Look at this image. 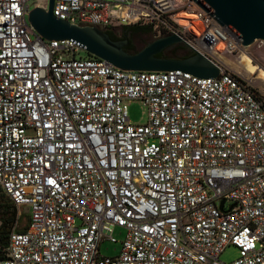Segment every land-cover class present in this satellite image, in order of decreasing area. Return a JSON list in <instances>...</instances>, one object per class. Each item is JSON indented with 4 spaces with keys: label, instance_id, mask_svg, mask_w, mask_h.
I'll return each instance as SVG.
<instances>
[{
    "label": "built area",
    "instance_id": "built-area-1",
    "mask_svg": "<svg viewBox=\"0 0 264 264\" xmlns=\"http://www.w3.org/2000/svg\"><path fill=\"white\" fill-rule=\"evenodd\" d=\"M31 2L0 0V194L28 214L0 264H264V88L217 56L249 47L193 0H54L71 25L175 35L220 74L124 71L43 39L28 19L49 0Z\"/></svg>",
    "mask_w": 264,
    "mask_h": 264
},
{
    "label": "water",
    "instance_id": "water-1",
    "mask_svg": "<svg viewBox=\"0 0 264 264\" xmlns=\"http://www.w3.org/2000/svg\"><path fill=\"white\" fill-rule=\"evenodd\" d=\"M193 1L209 12L220 26L236 33L244 47H250L258 40L264 41V0ZM53 3L54 0H49L47 11L34 8L28 19L35 32L47 41H73L87 54L124 71H182L204 79L219 77V67L197 53L183 60L160 57L165 50L181 43L175 35L155 39L141 50L130 53L125 50L129 43L127 39L113 40L107 32L96 27L71 25L56 18Z\"/></svg>",
    "mask_w": 264,
    "mask_h": 264
},
{
    "label": "rangeland",
    "instance_id": "rangeland-1",
    "mask_svg": "<svg viewBox=\"0 0 264 264\" xmlns=\"http://www.w3.org/2000/svg\"><path fill=\"white\" fill-rule=\"evenodd\" d=\"M43 0H32L31 3H41L45 5V2H42ZM116 32L120 34V29H118ZM148 40V38H147ZM147 40L145 38H141L139 41V48L142 49V46H146ZM140 49V50H141ZM250 53V56L253 59V62L257 64L259 67L264 68V48L259 49L251 45L249 49L247 50ZM78 57L88 58V55L85 51H81L78 54ZM128 105V113L129 117L131 119V122L133 124H145L147 121V109L145 106L142 105L139 101H130L127 102ZM1 197V194H0ZM1 201H4V198H2ZM16 223L14 225L15 231L22 230L27 224H28V214L26 210H23L20 214L16 212ZM127 235V232L123 228H115L113 232L114 238L117 240V243H113L109 240L103 241L100 245V255L103 257H116L119 255L121 248H122V242L125 240ZM238 257V251L234 247H228L223 254L221 255L220 259L224 263H230L231 261L237 259Z\"/></svg>",
    "mask_w": 264,
    "mask_h": 264
},
{
    "label": "trees",
    "instance_id": "trees-1",
    "mask_svg": "<svg viewBox=\"0 0 264 264\" xmlns=\"http://www.w3.org/2000/svg\"><path fill=\"white\" fill-rule=\"evenodd\" d=\"M146 32H152V30L149 28V26H145V25H141V24H137V25H133V26H127V27H122L120 28V32L121 36H118V32H110L107 31V33L110 35V37L113 40H123V39H132L133 37H138L140 36L143 37L145 36V39L147 40V42H149L150 38H151V34L149 35ZM149 36V37H147ZM88 58H95L93 56H91L90 54H87ZM193 55V53L191 51H189L186 47H184L182 44H176L173 45L172 47L168 48L167 52H164L162 54H160V57L163 58H172V59H187L189 57H191ZM2 198H4V201H1ZM0 207L3 208L8 215H12L15 207L12 205V203L10 202V200L8 198H6L4 195H1L0 197ZM16 222V220H15ZM14 222V223H15ZM14 223L12 225H14ZM26 230V226L22 229L19 230L18 232H23ZM9 237V233L5 232L4 234L0 235V257L3 255V250L8 246V242H6V239Z\"/></svg>",
    "mask_w": 264,
    "mask_h": 264
},
{
    "label": "bare ground",
    "instance_id": "bare-ground-1",
    "mask_svg": "<svg viewBox=\"0 0 264 264\" xmlns=\"http://www.w3.org/2000/svg\"><path fill=\"white\" fill-rule=\"evenodd\" d=\"M177 21L180 24L186 25L188 18L182 15ZM191 32L197 34L198 30L192 28ZM217 56L226 67L242 75L259 87L264 88V68L255 64L252 57L246 51H238L236 54H231L219 48Z\"/></svg>",
    "mask_w": 264,
    "mask_h": 264
},
{
    "label": "flooded vegetation",
    "instance_id": "flooded-vegetation-1",
    "mask_svg": "<svg viewBox=\"0 0 264 264\" xmlns=\"http://www.w3.org/2000/svg\"><path fill=\"white\" fill-rule=\"evenodd\" d=\"M149 28L152 30V32H146V33H148L149 35L151 34V38H150L149 42H146V45L156 39L153 29L151 27H149ZM118 36H121V33L118 34ZM147 37H149V36H147ZM141 38L143 39V38H145V36H143ZM141 38H140V36H139V38L136 36L133 37L132 39L127 38L129 43L125 47V50L127 52H130V53H134V52L139 51L141 49V48H139V41L141 40ZM143 47H145V45L142 46V48ZM167 51H168V49L165 50L164 52H167ZM15 218H16V215L14 216L13 213H12V215H8V213L3 208L0 207V235L4 234L5 232H8L10 234L13 230H15V227H14V225L16 223ZM13 223H14V225H12Z\"/></svg>",
    "mask_w": 264,
    "mask_h": 264
}]
</instances>
